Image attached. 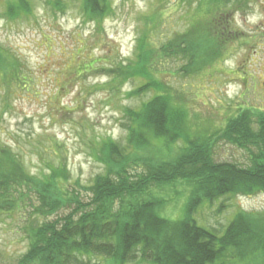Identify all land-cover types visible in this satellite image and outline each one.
Instances as JSON below:
<instances>
[{
	"label": "rangeland",
	"instance_id": "rangeland-1",
	"mask_svg": "<svg viewBox=\"0 0 264 264\" xmlns=\"http://www.w3.org/2000/svg\"><path fill=\"white\" fill-rule=\"evenodd\" d=\"M18 2L0 0V148L10 147L36 176L65 163L71 174L65 184L69 192L89 194L95 178L106 172L99 159L101 142L112 138L126 144L125 109L153 95H129L139 80L107 85L111 70L122 73L135 58L144 34L149 35L155 76L181 105L192 139L206 132L214 140L241 109L264 113V0H105V15L99 20L85 16L81 0H61L56 7L50 0H27V10L17 9ZM10 9L18 14L11 15ZM205 21L230 26L225 33L233 38L228 51L207 71L182 74L179 70L189 63L182 55L158 56L165 44ZM16 74L20 78H12ZM182 146L180 140L170 148L157 143L140 157L168 160ZM214 158L251 164L248 152L222 139L214 144ZM133 160L128 175L145 173L142 161ZM153 193L165 199L160 215L171 220L184 217L187 182ZM242 213L264 226V190L203 202L195 219L220 236ZM47 219L33 213L29 204L0 210V263H16L26 254L29 226ZM260 261L264 264L263 258Z\"/></svg>",
	"mask_w": 264,
	"mask_h": 264
},
{
	"label": "trees",
	"instance_id": "trees-1",
	"mask_svg": "<svg viewBox=\"0 0 264 264\" xmlns=\"http://www.w3.org/2000/svg\"><path fill=\"white\" fill-rule=\"evenodd\" d=\"M18 1L17 9H28L27 0ZM60 1L50 0V5L56 7ZM81 1L88 19L99 20L105 15V0ZM9 11L18 14L14 9ZM213 24L205 21L195 25L165 44L158 56H183L189 63L185 70H179L182 74L207 71L224 56L233 40L225 33L230 26ZM148 42L149 35L144 34L135 58L122 73L120 69L109 73L108 86H118V81L125 79L139 80L140 85L129 95H153L139 106L125 109L129 119L126 144L112 138L101 142L99 159L106 172L95 178L88 195L66 190L71 174L65 163L49 166L48 174L36 176L10 147L0 148V210L14 211L29 204L33 213L48 218L29 226L28 252L16 263L4 264H91L93 259L97 264L137 260L140 264H260V258L264 259V226L252 215L235 216L220 236L195 219L203 202L264 190L263 111L241 109L214 140L206 132H198L192 139L181 105L155 76ZM11 76L20 78L18 74ZM218 139L248 152L251 164L217 161L214 144ZM179 140L183 146L177 156L157 162L145 158L154 144L170 148ZM141 153L145 156L140 157ZM132 160L142 161L145 173L128 175ZM178 181L188 183L190 194L184 217L171 220L160 215L158 210L165 199L154 195L153 189L162 190Z\"/></svg>",
	"mask_w": 264,
	"mask_h": 264
}]
</instances>
